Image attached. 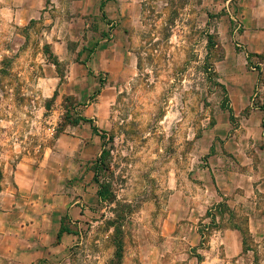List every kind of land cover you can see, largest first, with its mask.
Here are the masks:
<instances>
[{
	"label": "rangeland",
	"instance_id": "1",
	"mask_svg": "<svg viewBox=\"0 0 264 264\" xmlns=\"http://www.w3.org/2000/svg\"><path fill=\"white\" fill-rule=\"evenodd\" d=\"M19 2L0 0V255L24 257L27 244L40 238L51 242L45 254L53 258L38 264H264V223L251 227V217L264 220V200L255 215L239 200L222 198L219 188L215 196L207 182L213 162L208 148L225 142L217 127L228 104L215 68L225 51L227 0H141L128 32L131 54L115 60L113 71L129 74L110 85L97 74L106 83L98 93L93 78L76 86L66 77L68 65L91 59L100 36L93 35L82 57L70 52L66 61H57L45 47L43 20L19 26L12 19ZM90 38L85 29L70 51ZM45 63L58 66V87L42 80ZM54 90L58 94L51 98ZM87 109L98 114L95 125L113 137L107 144L109 168L99 173L100 183L111 184V204L96 199L99 185L93 181L92 162L102 142L95 143L89 124L76 123ZM72 161L78 174L61 181L59 194L78 200L83 217L78 223L67 220L77 235L65 249L62 240L47 237L50 232L29 227L36 208L18 204L26 196L49 204L51 166L71 174ZM42 162L43 188L33 181L22 196L15 172ZM8 222L15 228L8 229Z\"/></svg>",
	"mask_w": 264,
	"mask_h": 264
},
{
	"label": "crops",
	"instance_id": "2",
	"mask_svg": "<svg viewBox=\"0 0 264 264\" xmlns=\"http://www.w3.org/2000/svg\"><path fill=\"white\" fill-rule=\"evenodd\" d=\"M233 1L227 0L226 3L229 26L224 41L225 51L215 68L218 81L225 89L228 104L219 115L222 125L217 127L221 134H225L223 137L225 142L208 148L207 154L213 162L207 167L209 172L207 182L213 186L215 196L220 197V191L222 198L239 200V206H247L251 213L256 215L261 213V210L257 212L258 202L264 200V0ZM139 2L141 0H21L19 4H13L17 8L12 10V19L19 26L43 20L47 25L44 34L45 46L51 48L53 56L60 62L66 61L71 55L70 52L82 57L86 46L93 41V35L100 36L91 59L87 57L88 59L82 62L68 65L66 79L68 85L82 86L93 78L101 87L100 92H104L106 83L103 82L101 85L97 74L103 73L107 76L109 85L122 81L129 74L127 69L123 74H114L113 71L118 66L116 61H122L121 56L131 54L127 47L130 36L128 32L137 23L135 13H139L142 6V2L141 5ZM91 23L95 25L93 28ZM85 29L91 38L75 51H70V43L78 44ZM130 63L132 61L129 58L126 65L130 66ZM42 69L45 72L42 80H47L50 85L58 87L62 80L58 75V66L45 63ZM75 74H79L81 79L75 77ZM56 91L54 90L51 98L57 96ZM82 116L93 119L94 124L99 120L98 114H89V109L85 110ZM235 121L238 122L236 125ZM83 124L86 123L81 122V125ZM94 137L97 138L95 143L98 144L99 137L96 135ZM70 165L75 166L71 174H65L64 170L60 171L59 165L51 166L53 194L49 204L44 202L43 197L33 201L26 196L32 189L33 181L40 190L43 188L45 162L40 163L35 169L21 166L15 172L13 180L19 186L21 195L26 196L25 199H20L19 207L32 206L37 209L36 219L29 222V227L39 232H50L47 237L52 241L54 237L57 239L64 217L68 216L73 223H78V219L83 217L78 200L65 191L59 194L63 186L61 181L76 177L78 174L79 166L76 161ZM18 205L16 204V207ZM48 207L50 213L47 212ZM11 208L14 210L15 206ZM26 216L29 217V214L21 213V217ZM263 223L264 220H258L256 216L251 217L253 229L258 230ZM3 226L4 224H0V231H3ZM15 226L14 222L6 224L10 230ZM11 235L15 236L14 233ZM74 238L73 234L62 236L65 249H68ZM50 243L37 238L27 244L29 254L24 257L23 255L21 257L19 252L7 256L0 255V263L38 264L46 261L53 258L52 254H45V247Z\"/></svg>",
	"mask_w": 264,
	"mask_h": 264
},
{
	"label": "trees",
	"instance_id": "3",
	"mask_svg": "<svg viewBox=\"0 0 264 264\" xmlns=\"http://www.w3.org/2000/svg\"><path fill=\"white\" fill-rule=\"evenodd\" d=\"M48 49V46H45ZM92 53V51L90 52ZM89 58V56H88ZM87 58V59H88ZM58 61V60H57ZM101 85H102V80H100ZM221 86V85H220ZM222 87V86H221ZM222 89L225 92V89L222 87ZM100 92L97 91L96 93ZM79 122H83L86 124H89L92 130V133L96 136H98L100 138V141L102 142V150L101 153L99 155L98 158H96V160L94 162H92V169H93V181L99 185L98 191H97V196H98V200L100 203H107V204H111L114 201V198L110 197L111 196V184L104 182V183H100L99 180V173L100 170H106L109 167L107 166L106 162L109 159L110 155H111V150L107 148V144L108 143H112L113 142V137H108V133L100 130L98 128V126H96L94 124L93 119L84 117V116H80L79 119L76 121L77 124H79ZM111 141V142H110ZM68 219L67 217H64L62 219V225L60 228V231L57 234V242H60L62 236L64 234H73V235H77L76 232H74L67 224H66V220ZM117 256H120V251H122V241L121 240H117Z\"/></svg>",
	"mask_w": 264,
	"mask_h": 264
}]
</instances>
